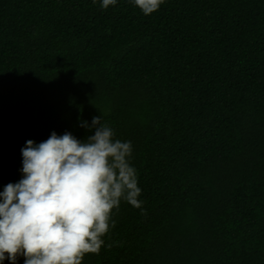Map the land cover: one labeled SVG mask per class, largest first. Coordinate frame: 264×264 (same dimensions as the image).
Segmentation results:
<instances>
[{"label":"trees","instance_id":"1","mask_svg":"<svg viewBox=\"0 0 264 264\" xmlns=\"http://www.w3.org/2000/svg\"><path fill=\"white\" fill-rule=\"evenodd\" d=\"M101 4L0 0V192L26 141L101 116L145 214L122 200L82 264H264V0Z\"/></svg>","mask_w":264,"mask_h":264},{"label":"clouds","instance_id":"2","mask_svg":"<svg viewBox=\"0 0 264 264\" xmlns=\"http://www.w3.org/2000/svg\"><path fill=\"white\" fill-rule=\"evenodd\" d=\"M132 2L150 15L164 0ZM116 3L102 0L101 6ZM80 126L94 134L81 140L53 131L21 149L23 176L0 192V264H16L21 256L24 264H82L85 255L100 253L122 200L142 209L132 142L114 139L101 116Z\"/></svg>","mask_w":264,"mask_h":264}]
</instances>
